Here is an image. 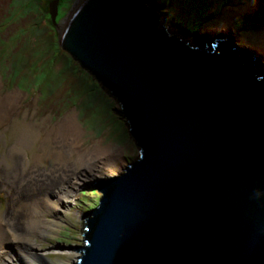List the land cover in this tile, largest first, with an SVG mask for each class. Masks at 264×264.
Returning <instances> with one entry per match:
<instances>
[{
  "label": "water",
  "instance_id": "obj_1",
  "mask_svg": "<svg viewBox=\"0 0 264 264\" xmlns=\"http://www.w3.org/2000/svg\"><path fill=\"white\" fill-rule=\"evenodd\" d=\"M58 45L117 101L138 152L87 185L73 264H264V72L231 37L204 48L145 0L49 3ZM203 42V43H205ZM117 113V112H116Z\"/></svg>",
  "mask_w": 264,
  "mask_h": 264
},
{
  "label": "rangeland",
  "instance_id": "obj_2",
  "mask_svg": "<svg viewBox=\"0 0 264 264\" xmlns=\"http://www.w3.org/2000/svg\"><path fill=\"white\" fill-rule=\"evenodd\" d=\"M60 1V16L56 19L63 17L74 0ZM154 1L158 4L160 2V0ZM260 2L263 4L259 5ZM261 7L264 10L263 0H170L167 6L161 7L160 4V7L158 5L156 8L170 29L201 45L206 41L201 39L202 36L214 39V37L224 35L216 31L223 30L220 27L225 22V17L231 16L232 30L227 33L239 37L241 35L247 37L258 35L261 37L259 43L264 47V16L257 14L252 16V12ZM199 8L205 9L206 15L197 18L196 22H193L194 27H190L193 28V31H188L182 24L188 23L189 26L191 12ZM32 19H36V16H33ZM45 26L47 33L51 34V39H53L51 41L47 37L37 41L34 48L45 46L39 51L38 58L31 57L28 61V64L33 62L31 65H36L39 78L35 74L28 76L18 70L4 72L5 65H12V58L17 53L14 56L2 58L3 60L0 58V96L2 98L11 94L19 96V100L10 109L4 102H0V105L7 107L0 108V119L2 118L0 120V138L2 140L0 153L4 152L7 146L12 143L11 132L14 130L13 127H10L12 123L32 122L40 132H44L53 124L71 116L75 118L81 130L79 138L81 144L77 150L84 151L83 154L87 151L114 153L118 159L117 171L121 172L127 163L136 158L138 149L128 130L125 118L120 113L117 101L96 79L91 78L90 74H85L83 72L85 70L81 69L82 66L80 68L68 52L59 47L57 28L53 23L50 25L46 23ZM13 27L15 28V25ZM11 32L5 33L2 39L6 40V36ZM12 35L14 34L11 33V39L7 40L11 45L9 51H14L13 47L17 44L21 46L20 49L24 50L27 43H18L16 41L18 39ZM32 41L35 42L36 39ZM239 43L235 42L236 45L242 46ZM26 48L29 50L30 44ZM261 64L259 69L264 71V59ZM5 165H0V214L4 218L7 217V214L13 216V214L11 215L12 210L15 209L13 206L21 205L18 212H15L17 214L14 217L15 221L8 224L12 229L5 225L7 226L8 242H5L4 247L0 249V264H12L10 259L8 262L6 259L9 253L11 254L10 247L13 244L15 230L20 229L27 232V227L24 226L25 221H23L27 214V206L33 199L41 198L45 192H49V188L52 186L54 188L60 180L56 179L58 173L54 176L49 174L50 163L41 164L35 169L36 174L45 172L47 175L34 177L24 176L25 172H22V175L17 174L10 161ZM107 166L105 165L103 168ZM101 168L102 166H98L95 170ZM70 171H66V173L68 174ZM19 177L27 179L21 187H16L15 180ZM44 177H47L50 182L48 180L43 182ZM93 178L97 177H92L90 182L95 181ZM11 179L14 181L11 182ZM87 183L89 182H81L77 193L73 196L70 194L71 197L68 195L64 203H59V210L46 215L48 222L52 223V226L49 224L48 231L43 234L27 236V239H30L29 242L34 244V254L27 255V258L23 261L20 260L19 264H66L75 260L80 252L66 246L82 245L84 212L93 208L100 196L98 190ZM20 218L22 220H19ZM6 251L9 253H5ZM18 261L16 260V262Z\"/></svg>",
  "mask_w": 264,
  "mask_h": 264
},
{
  "label": "bare ground",
  "instance_id": "obj_3",
  "mask_svg": "<svg viewBox=\"0 0 264 264\" xmlns=\"http://www.w3.org/2000/svg\"><path fill=\"white\" fill-rule=\"evenodd\" d=\"M262 4L263 2H260L259 5ZM152 7L156 11H159L155 6ZM249 7H251V5H249ZM259 9L261 10L262 7ZM252 13L264 16L263 9L259 12L256 9ZM204 15H206V10L199 8L192 11L189 18L191 22H196L197 18ZM225 19V22H223L220 27L223 30H217L216 32L223 33L224 35L222 36L225 38H233L234 43L240 42L239 44L242 46L237 45L240 48L253 49L250 51H254L253 53L263 63L264 47L259 43L261 37L258 35H252L250 37L241 35V37H239L229 34L227 31L230 32L232 30V17L228 16L225 17ZM244 38H247V41ZM1 98L0 96V99ZM18 100L19 96L17 94H11L2 98L0 102H4L10 109ZM7 107L0 105V108ZM0 120H2V118ZM10 127L14 128L11 132L12 143L7 146L4 152L0 153V165L8 164V161H10L17 174L22 175V172H25L24 176L28 175L29 177H34L38 175H47L45 172L36 174L35 169L41 164L50 163L51 167L49 174L54 176L58 173L56 179L60 180L58 184H55L54 188L52 186L53 189L49 188L50 191L45 192L41 198H35L30 201L29 206H27V214L23 219V221H25L24 226L26 225L27 227V232L19 228L18 231L15 230L14 232V238L12 239L13 244L10 247L11 254L8 251L5 252L9 253L6 260L8 262L10 259V263L19 264L20 260L23 261V259L27 258V255L34 254V244L29 242L30 239H27V236L43 234L48 231L49 224L52 226V223L48 222L46 215L59 210V203H64L68 195L70 196V194H72L71 196H73L77 193L81 182H90L92 177H97L93 178L97 180L101 176H115L119 174L120 171H117L118 159H116L114 153L110 154L107 151H95V153H93L87 151L83 154L84 151L79 152L77 150V147L81 144L79 140L81 130L74 117H65L63 121L53 124L44 132H40L32 122H22L20 124L12 123ZM1 149L2 140L0 138V150ZM96 150H98V148H96ZM105 165L108 166L103 168ZM98 166H102V168L95 170ZM66 171L70 172L67 174ZM26 179L27 178L23 179L19 177L15 180V186L21 187ZM46 180L49 181L47 177L42 179L43 182ZM13 181L14 179H11V182ZM51 182L53 183L54 181ZM20 207V204L17 207L13 206V208H15L14 210L11 209V215L13 214V216L7 214V217L4 218V216L0 214V249L4 247L5 242H8L6 227H10L8 224H12V222L15 221L14 217L17 215L15 212H18ZM19 220H22V218ZM16 260L19 261L16 262ZM75 260L66 264H73Z\"/></svg>",
  "mask_w": 264,
  "mask_h": 264
},
{
  "label": "trees",
  "instance_id": "obj_4",
  "mask_svg": "<svg viewBox=\"0 0 264 264\" xmlns=\"http://www.w3.org/2000/svg\"><path fill=\"white\" fill-rule=\"evenodd\" d=\"M39 1H41L40 4ZM50 1L51 0H0V58L4 59L7 56H11V55L14 56L17 53V55L12 58V65H5L4 72L8 73L11 72L12 70H18L19 72L25 73L28 76L31 74H35L39 78V74L36 72V68H37L36 65H31L33 62L28 64V61L31 57L38 58L39 51L45 46V45H41L40 48L39 47L34 48V44H36L37 41L44 40L47 37L48 40L51 39V34L49 35L47 33L45 26L46 23H48L49 25L52 23L48 11V5ZM145 1L150 6H156V7L158 5L160 7V4L161 7H163V5L167 6L168 3L170 2V0H160L158 4L155 3L154 0H145ZM60 3L61 1L59 2L58 5L57 17L60 16L59 13ZM255 15L256 13H253L252 16ZM33 16H36V19L33 20L32 19ZM189 23H190L189 26L188 23H184L182 24V26L185 27L188 31H193V28H190L191 26L194 27L193 22H189ZM14 25L15 28L13 27ZM9 31H12L11 33L14 34L12 36L15 39H18L16 40L18 43L19 42L27 43L26 46H29L30 44V49L28 50L25 46L24 50H22L20 49L21 46L17 44L13 47L15 48V50L10 52L9 48L11 47V45L7 40L11 39L10 37L11 33H9L6 36L7 39L3 37L6 40L2 39V36H4L5 33H8ZM34 39H36L35 42L32 41ZM205 46H208V44H205ZM71 58L81 68L82 65H80L79 62L75 60L73 57ZM81 69L85 70L83 71L85 72V74L87 75L90 74L91 78L93 77L95 79L92 73H90L83 67Z\"/></svg>",
  "mask_w": 264,
  "mask_h": 264
},
{
  "label": "clouds",
  "instance_id": "obj_5",
  "mask_svg": "<svg viewBox=\"0 0 264 264\" xmlns=\"http://www.w3.org/2000/svg\"><path fill=\"white\" fill-rule=\"evenodd\" d=\"M257 11L259 12V11H261V10H259V9H257ZM51 19V18H50ZM52 21V20H51ZM204 35V34H203ZM204 37H206V36H204ZM222 37V36H221ZM210 38V37H209ZM214 38H217V37H214ZM210 43H207V42H205V43H203L202 44V46L204 47V48H208L209 47V44H211V42L212 41H209ZM205 44H208V47L207 46H205Z\"/></svg>",
  "mask_w": 264,
  "mask_h": 264
},
{
  "label": "flooded vegetation",
  "instance_id": "obj_6",
  "mask_svg": "<svg viewBox=\"0 0 264 264\" xmlns=\"http://www.w3.org/2000/svg\"><path fill=\"white\" fill-rule=\"evenodd\" d=\"M52 2V0L49 2V3H51ZM59 0H57V5H59ZM48 11H49V5H48ZM58 20V19H57ZM56 30V29H55Z\"/></svg>",
  "mask_w": 264,
  "mask_h": 264
}]
</instances>
